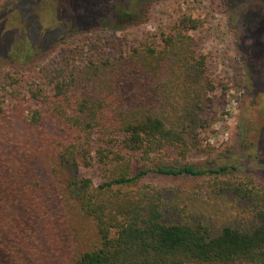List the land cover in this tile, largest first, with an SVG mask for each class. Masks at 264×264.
Segmentation results:
<instances>
[{"label":"trees","instance_id":"1","mask_svg":"<svg viewBox=\"0 0 264 264\" xmlns=\"http://www.w3.org/2000/svg\"><path fill=\"white\" fill-rule=\"evenodd\" d=\"M151 1L0 5V264H264V181L204 143L218 82L190 34L202 20L182 16L161 46L86 63L66 48L43 67L74 36L146 23ZM95 167L98 185L82 175Z\"/></svg>","mask_w":264,"mask_h":264},{"label":"rangeland","instance_id":"2","mask_svg":"<svg viewBox=\"0 0 264 264\" xmlns=\"http://www.w3.org/2000/svg\"><path fill=\"white\" fill-rule=\"evenodd\" d=\"M4 1L0 0V5ZM230 1L232 6L228 0H152L146 7L149 10L146 23L74 36L67 45L48 54L43 67H60L69 54L66 48L78 51L80 54L74 58L86 63L127 54L135 46H161L162 34L182 16L202 20L201 27L190 34L196 38L199 52L209 56L218 82L215 104L210 110L214 122L203 134L205 145L215 147L214 157L210 159L219 164L238 165L243 175L255 174L264 181L261 87L257 88L260 102L253 99L254 77L257 79L262 74L264 78V68L257 63L258 59L264 62V0ZM3 68L0 66V95ZM35 81L39 82L38 78ZM255 101L259 102V110L258 106L250 107ZM206 160L208 156L200 152L189 159L195 164ZM82 175L92 178L96 185L101 183L98 167L85 169ZM171 181L149 175L144 182L162 185Z\"/></svg>","mask_w":264,"mask_h":264}]
</instances>
